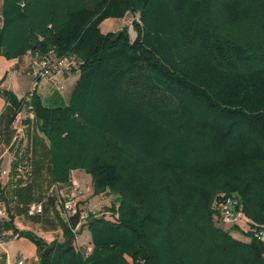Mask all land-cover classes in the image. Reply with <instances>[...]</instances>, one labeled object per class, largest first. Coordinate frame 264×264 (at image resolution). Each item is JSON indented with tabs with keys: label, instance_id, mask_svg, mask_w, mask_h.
Returning a JSON list of instances; mask_svg holds the SVG:
<instances>
[{
	"label": "trees",
	"instance_id": "16d2710c",
	"mask_svg": "<svg viewBox=\"0 0 264 264\" xmlns=\"http://www.w3.org/2000/svg\"><path fill=\"white\" fill-rule=\"evenodd\" d=\"M128 14L133 40L127 27L100 31ZM0 17V56L53 50L79 62L67 104L2 91L7 127L25 106L49 182L71 188L82 170L91 197L113 196V220L84 224L89 252L71 232L79 202L66 221L63 198L48 197L62 242L13 230L38 264H264V243L214 222L224 196L264 226V0H1Z\"/></svg>",
	"mask_w": 264,
	"mask_h": 264
},
{
	"label": "rangeland",
	"instance_id": "374dc122",
	"mask_svg": "<svg viewBox=\"0 0 264 264\" xmlns=\"http://www.w3.org/2000/svg\"><path fill=\"white\" fill-rule=\"evenodd\" d=\"M132 22H138L137 15L128 14L123 19L118 20L107 19L100 24V31L102 33L115 32L120 30L122 27H127L130 39L133 40L135 38V32L133 31ZM11 61L12 60L0 56V85L7 86L11 82V78H9V73L11 71L10 66L13 64ZM23 76L21 77L23 79V83L21 84L16 81L17 77L15 76V78L13 79V88H11L12 92L17 95L19 100H22L28 93V89L32 88V86L36 84L33 83L30 86L29 82L28 86L26 84L28 82V77ZM64 76L69 77H67L66 82L61 81V99L64 104H67L73 87L76 83L78 72L73 71ZM62 77V75H58L56 77V80L58 79L60 81L62 80ZM38 89L40 92L42 91V88H40V86L38 87ZM51 90L52 86L48 87L46 91L48 92ZM25 112L26 108L24 106L22 108L21 119L25 118ZM20 122L17 123L18 126ZM27 130L28 133L24 131L23 136L18 135L16 140L17 143L19 138L28 139V145H24L23 150L27 151L26 156L28 155V153L31 156L28 160H26V163L20 166V178L22 180V186H27V188L29 189L27 194L32 197L31 202L34 204H41L45 207V205L47 204V199L50 196L55 197L56 202L58 203L62 200V198L70 196L72 193V189H68L67 187H56L49 182V175L45 168V162L43 163L41 159L42 156L40 154V148L33 149L32 147H30L32 136L34 138V136L37 134L36 127L30 124ZM36 153L38 154L35 155ZM72 172V182H74L77 187V194L75 193L76 195L74 198L79 202L80 207L83 208L84 211L91 212L94 215L102 216L107 220H113L114 217L108 211L110 205L113 202V196L101 195L97 197H91L92 191L90 175L86 174L82 170H74ZM5 193L7 194V196L4 194V197L9 200V202L5 204L6 207H9V213L11 212L12 214L10 224L11 228L9 229L8 234L4 236L5 249L8 255V260L13 263L17 259L25 257L27 259L26 264H38L35 244L29 238H16L17 234L13 235V230H16L19 234L30 233L33 237H36L49 244L54 240H57L58 242L63 241V232L60 223L56 219L54 213L48 207H45V210L42 211L41 214L35 217H29L25 210L19 211L18 209H16L18 207V203L16 202V200L10 202L11 191H7ZM56 209L58 210V213L60 212L61 217L64 218V214L59 203L56 204ZM231 236L234 240L242 243H246L248 241L247 237L238 231L231 232ZM74 246L81 251L89 252V249L91 247V240L86 226H83L82 229L77 232V240H75Z\"/></svg>",
	"mask_w": 264,
	"mask_h": 264
},
{
	"label": "crops",
	"instance_id": "0c3cea01",
	"mask_svg": "<svg viewBox=\"0 0 264 264\" xmlns=\"http://www.w3.org/2000/svg\"><path fill=\"white\" fill-rule=\"evenodd\" d=\"M113 20H116V19H113ZM0 26H1V17H0ZM28 52L20 58L12 59L11 62L13 64L10 66L11 71L9 73L10 74L9 78H11V82L9 81L10 84H8L7 86L0 85V117H1L0 118V200L3 203V206L6 212L8 211L7 216L1 220V233L3 234V236L8 234L9 230L5 229L4 227L2 228V224L5 222H8L12 216L11 212L9 213V207L7 206L8 210L6 207V204L9 202V200L6 197H4V194L7 196L5 192L11 191L10 202H13V200H16V202L18 203V207L16 209H18L19 211L25 210V212L27 213L29 206L37 205L36 203L34 204L31 202L32 197L29 194H27L29 191L27 186L26 185L22 186V182L21 184L18 183L21 180L20 166L26 163V160H28L31 156L29 155V153L26 156L27 151L23 150L24 145L26 144L28 145L27 143L28 139L19 138L17 143H16V140H17L18 135L23 136L24 131L28 133L27 129L30 124L34 125L31 120L32 115L29 114L26 110L25 118L21 119L22 117V110H21L15 117L11 126L8 128L7 125L9 123V119L13 116V109L11 105L6 101V99L1 95L2 91H7V92L12 93L14 97L17 100H19L17 95L11 90V88H13L12 87L14 83L13 79L15 78V76L17 77L16 81L19 84L23 83V79L21 78L23 75H24L23 77H28V82L26 83L28 86H29V82H30V86L33 83H36L32 76V66H31L30 56L28 55ZM67 77L69 76H63L61 78L62 80L60 81L58 79L57 80L54 79L52 81H48L45 79L40 80L35 85H33L32 88L28 89V93L35 89V91L37 92V94H39V96L41 97L43 101H46L48 103L55 99H60L62 101L61 99L62 98L61 97L62 82L61 81L66 82ZM50 85L52 86V90L47 92L46 90L48 87H51ZM39 86L40 88H42L41 92L38 89ZM27 121H30V122L28 123ZM18 122H20L19 126L17 125ZM36 132L37 134L34 136V138L33 136L31 138L30 147H32L33 149L34 148L41 149L43 148V145H44L43 138L38 133L37 130ZM37 154L38 153H36L35 155ZM12 164L17 165L15 173L11 169ZM72 177H73V172L71 173V178Z\"/></svg>",
	"mask_w": 264,
	"mask_h": 264
},
{
	"label": "built area",
	"instance_id": "2783aa9c",
	"mask_svg": "<svg viewBox=\"0 0 264 264\" xmlns=\"http://www.w3.org/2000/svg\"><path fill=\"white\" fill-rule=\"evenodd\" d=\"M28 55L30 56L32 66V76L36 83L44 79L52 81L56 79L58 75L64 76L76 71L79 66V62L73 55L56 56L53 50L48 51L44 55L38 53L33 54L31 52H28ZM70 189H72L71 195L63 198L64 201L62 202V210L66 221H68L70 217L75 216L79 208L77 204L78 201L74 198L77 194V187L74 182H72ZM214 209V222L218 228L224 231H238L247 237V242H249L250 239H255L264 243V226L253 224L238 208L235 199L220 196L214 202ZM42 210L43 206L41 204L31 205L27 210V214L29 216H36L41 214ZM90 214L94 215L91 212L81 211L76 225L71 228L75 240H77V232L84 226ZM6 216L7 212L0 200V224L1 220ZM16 238L18 237L16 236ZM261 257L264 260V249ZM26 261L27 259L25 257L19 258L13 263L8 260L4 236L0 229V264H26Z\"/></svg>",
	"mask_w": 264,
	"mask_h": 264
}]
</instances>
